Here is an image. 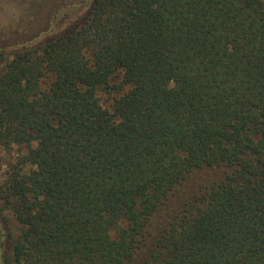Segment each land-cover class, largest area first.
<instances>
[{
  "label": "trees",
  "instance_id": "obj_1",
  "mask_svg": "<svg viewBox=\"0 0 264 264\" xmlns=\"http://www.w3.org/2000/svg\"><path fill=\"white\" fill-rule=\"evenodd\" d=\"M0 145L7 264H264V0H92L0 49Z\"/></svg>",
  "mask_w": 264,
  "mask_h": 264
},
{
  "label": "rangeland",
  "instance_id": "obj_2",
  "mask_svg": "<svg viewBox=\"0 0 264 264\" xmlns=\"http://www.w3.org/2000/svg\"><path fill=\"white\" fill-rule=\"evenodd\" d=\"M91 1L0 0V49L10 50L14 46L30 42L31 38L38 40L48 33L59 30L63 19L86 8ZM7 56L10 57V54ZM23 152L24 149L17 146L6 149L0 145V184L7 177L11 163L18 153ZM212 173L208 175H213ZM7 216H12L7 209L0 212V264H7L6 255L11 252Z\"/></svg>",
  "mask_w": 264,
  "mask_h": 264
}]
</instances>
